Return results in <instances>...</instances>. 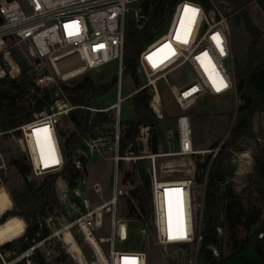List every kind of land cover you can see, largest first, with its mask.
<instances>
[{"label": "built area", "instance_id": "obj_1", "mask_svg": "<svg viewBox=\"0 0 264 264\" xmlns=\"http://www.w3.org/2000/svg\"><path fill=\"white\" fill-rule=\"evenodd\" d=\"M22 1L0 0V79H17L21 76L18 56L22 52L31 61L28 67L32 69L36 87L41 91H51L54 97V103L47 112L36 115L35 121L18 129L21 132L19 140L22 151L31 168L29 181L57 174L64 165L62 152L61 164L57 168L44 169L36 165L27 140V132L33 126L43 123H53L51 131L55 134L61 119L77 109L67 99L61 84L69 85L86 73L115 62L119 89L116 103L107 108L88 109L92 113V120L97 112L103 115L113 113V122L105 136L87 142L89 153L81 154L90 161L94 155L100 154L104 146L110 145L109 161L113 167V175L109 180L111 190L107 200H100L90 206L84 204L76 188L71 191L64 180L58 179L56 192L61 207L51 215L37 218L38 227L49 230V236L38 242L32 240L31 246L20 253L9 246L22 241L28 242L29 226L24 217L10 215L17 211L15 201L7 188L0 184V189L7 191L10 201L8 208L0 214V227L12 220H17L18 228L22 227L18 237L0 243V264H34L38 252L50 263L52 253L47 246L55 242L62 247L73 264H150L148 249H125L129 239V220H122L118 216L119 203L129 197L134 188L130 180L123 178L119 164L141 159L149 161L147 173L151 179V225L161 260L164 264H200L205 184L198 186L192 173L184 178L163 179L159 175L157 164L160 158H187L205 154L194 148L191 118L187 114L178 116L174 130L166 133L169 147L167 153L150 155L144 152L142 156L136 157L128 152L120 154V143L127 129L122 123L121 111L126 101L138 92L147 90L151 95L150 107L157 119L163 122L165 115L159 82L169 88L176 105L183 113L205 95L235 96L238 99L232 34L226 14L213 0H210L211 10H205L194 0H180L173 9L167 33L149 43L140 54L138 74H144L147 82L123 98L121 81L127 13L132 5L146 0H25L29 13L24 10ZM186 8L189 11L186 12ZM190 9L198 11L193 13ZM136 15L139 17V13ZM216 35L220 38L223 53L213 39ZM227 63L231 66L230 72L225 67ZM183 69L194 74L192 82L183 86L171 85L169 78ZM221 81L227 87H223ZM217 88L220 90L217 91ZM13 132H0V139ZM148 137V128L141 129L139 141L146 144ZM259 141L264 142V137ZM221 145L210 151L212 160ZM240 160L235 177L245 170L244 164H250L246 152L241 153ZM76 166L82 168L79 161ZM9 167L0 149V174L7 172ZM197 188L202 191L199 200L196 197ZM177 189L180 191H174ZM70 192L76 200L71 198ZM166 199L172 203L171 234L177 237L173 239H169ZM107 220L110 222V235L98 236L105 229ZM124 226L127 227L126 234ZM142 231L145 235V230ZM181 232L184 238H179ZM217 233L221 238L225 231L218 227ZM262 237L263 235H259L260 239ZM209 250L215 258L220 257L218 248L210 247Z\"/></svg>", "mask_w": 264, "mask_h": 264}, {"label": "trees", "instance_id": "obj_2", "mask_svg": "<svg viewBox=\"0 0 264 264\" xmlns=\"http://www.w3.org/2000/svg\"><path fill=\"white\" fill-rule=\"evenodd\" d=\"M179 1H143L138 4L139 17L127 21L123 75L129 76L137 89L141 87L138 75L140 54L167 27L173 9ZM194 1L201 4L205 10L212 9L210 0ZM251 1L253 0H225L220 4L232 28L234 76L239 106L236 121L216 157L212 160V156L208 155L203 162L198 159L195 163V182L198 186L205 184L200 264H225L247 250H252L260 263L264 264V142L259 141L264 137V31L253 23L249 11L245 8ZM254 4L264 15V0H254ZM19 65V78L0 79V132L14 131L8 136L18 138L21 137L18 130L20 127L35 121L36 115L47 112L54 103L51 91H41L36 87L31 67L24 62H19ZM117 82L118 77L113 75L107 82L96 83L88 72L79 81L69 85L61 84L69 102L77 107L61 119L71 125L67 130L59 132L64 159L61 172L46 176L37 185L29 181L31 168L29 163H24V158L9 160V166L24 180L23 191L12 193L17 211L10 215L24 217L29 226L28 242L22 241L9 248L19 253L24 252L31 246L32 240L38 242L49 236V230H41L38 227L37 218L41 215H51L61 207L56 192L58 179L64 180L72 191L77 182L87 174L89 160L81 153H89L87 142L105 136L108 131L105 127L111 122L109 115L101 113L96 114L92 120V113L88 109H102ZM129 101L132 103L135 118L123 122L127 129L120 143V154L125 155L128 152L140 157L144 152L150 155L167 153L169 147L166 129L150 107L151 95L147 90H142ZM258 117L262 119V131L259 134L255 130V120ZM143 128H148L149 133L146 144L139 141ZM246 140L254 144V164L252 172L247 175L245 188L241 193H237L234 190L237 170L234 158L236 153L244 151L240 144ZM220 143L221 141H216L210 149L215 150ZM145 160L134 162L129 171L123 170V162L119 164L123 178L130 180L134 185L130 196L125 198V219L135 220L144 228L152 221L151 179ZM77 161L81 163V169L77 168ZM9 203V198L0 201V214L8 208ZM14 221L16 220L7 225ZM7 225L1 226L0 230ZM218 227L227 233L226 246L230 253L224 256L221 252L220 257L215 258L209 248L221 249L225 239L218 236ZM259 235L263 237L260 239ZM57 249L61 254L56 261L62 263L65 261V255L60 251V247ZM34 264L49 263L41 252H38Z\"/></svg>", "mask_w": 264, "mask_h": 264}, {"label": "rangeland", "instance_id": "obj_3", "mask_svg": "<svg viewBox=\"0 0 264 264\" xmlns=\"http://www.w3.org/2000/svg\"><path fill=\"white\" fill-rule=\"evenodd\" d=\"M215 5L220 8V4L224 3L225 0H213ZM23 8L27 13H29L28 6L23 0L21 2ZM245 8L249 11L251 19L253 23L263 32L264 31V15L261 13L260 9L254 4V0L245 5ZM221 9V8H220ZM222 10V9H221ZM223 11V10H222ZM225 13V11H223ZM137 13H139L138 5H132L129 8L127 13V21L136 20ZM170 23V21H169ZM169 28V24L167 27L157 36L160 38L162 35L167 33ZM230 29L232 32V28L230 25ZM155 38V39H157ZM242 38H245L242 36ZM232 42L234 45V39L232 37ZM235 56V53H234ZM19 62H24L25 65H30V60L25 56L24 53H20L18 56ZM225 67L228 71H231L230 63H227ZM234 68V67H233ZM90 75L95 80L96 83H104L107 82L111 76H117V63H111L106 67L98 70H94L90 72ZM141 80V86L147 82V78L144 74H138ZM82 77L71 81H79ZM194 78V74L191 73L188 69H183L175 73L173 76L169 78V82L171 85L183 86L192 82ZM159 91L162 99L163 109L165 120L162 122V125L166 129V133H169L174 130L175 122L178 116L187 114L191 120L193 125V144L194 148L198 152H205L204 155H199L196 157H169V158H160L157 161L159 168V175L163 179H178L188 177L191 173L195 175L196 171V161L198 159H205L210 151L211 146L216 141H221L220 145L223 144L230 133V130L233 124L236 121V111L239 106V100L235 96H226V97H214L205 95L201 97L191 108H189L185 113L176 105L175 100L169 90V88L162 82H159ZM137 90V86L134 81L127 75L122 76L121 81V95L123 98L129 96L131 93ZM118 82L110 92L108 97V101L105 103L104 107H108L113 105L117 101L118 94ZM96 115V114H95ZM109 117H111V122H113V113H109ZM135 118V113L132 107L131 101H126L122 105V114L121 119L122 123L124 121H130ZM110 124L106 125V130H108L111 126ZM71 125L68 122L62 120L60 124L57 126V138L60 145V137L59 132L63 130H67ZM255 130L259 134L262 131V119L257 118L255 120ZM219 145V146H220ZM240 147L243 148L246 154L249 155L250 164L246 166L245 170L240 168L243 172H239L237 177H235L234 181V190L237 193H241L246 186L247 175L252 172L253 168V148L254 144L251 141H244L240 144ZM0 149L2 150L5 159L9 162L10 159L15 158H24V163L28 164L27 157L25 153L22 151V144L18 137L6 136L0 139ZM61 149V146H60ZM110 145H106L102 148L99 155H94L89 163L87 168V174L78 181L77 185L79 187V193L82 196V199H86L89 201L90 205L95 204L96 202L107 200L110 195L111 187L110 177L113 175V167L110 164ZM241 152V153H242ZM241 153H238L234 158V163L237 165V169H239V162ZM82 154V153H81ZM134 162L125 161L123 162V170L129 171L132 169ZM146 166L149 165V161L145 160ZM252 166V167H251ZM195 169V170H194ZM36 178L31 179V182L39 185L43 179ZM85 182V185L82 183ZM0 184H3L7 190L12 194L13 192H20L24 189V180L17 173L14 168L9 167L8 171L0 174ZM93 184H99L101 186V192L96 194L92 189ZM202 195L201 189H196V197L197 200L200 199ZM71 198L76 200V197L72 195L70 192ZM4 197L8 199V194L5 189H0V201H3ZM6 199V200H7ZM127 213L126 209V201L125 199L121 200L118 207V216L120 219L125 220V215ZM22 228V227H21ZM21 228H18L17 220L7 225L3 229L0 230V243H4L6 241H11L18 237L21 234ZM145 230V235L142 230ZM128 232L129 239L125 244L126 250H146L148 249L150 252V264H164L161 260L160 249L156 246L153 239V228L152 225H148L145 228L139 225L135 220H129L128 223ZM110 235V222L107 220L105 223V229L98 235L101 237H108ZM226 235L225 232L223 237L225 239L222 242L221 249L219 250V254L223 252L224 256H228L230 253V249L226 246ZM243 236V235H242ZM49 250H51L52 257L50 259L49 264H73L70 257L64 252L62 247L59 246L57 242L52 243L47 246ZM60 247V251H63L65 255V261L60 263L57 262L56 259L60 256L58 249ZM41 250H44L41 247ZM231 260L227 261L228 264ZM172 264V263H170Z\"/></svg>", "mask_w": 264, "mask_h": 264}, {"label": "bare ground", "instance_id": "obj_4", "mask_svg": "<svg viewBox=\"0 0 264 264\" xmlns=\"http://www.w3.org/2000/svg\"><path fill=\"white\" fill-rule=\"evenodd\" d=\"M97 112L96 114H98ZM54 128L53 123H43L37 126H33L28 132H27V140L29 148L34 156L36 165L43 167L44 169L48 168H57L61 164V149L59 145V140L57 138V132L51 131V129ZM37 129H47V132H37ZM40 141V145L43 147V158L41 157V147H38L37 141ZM54 153V157L56 160L59 161V163H53L52 160V154ZM47 164V166H46ZM82 179V178H81ZM78 183V182H77ZM82 185H85V182L82 183ZM76 190L80 198L82 199L81 194L79 193V187L76 185ZM92 189L96 194H99L101 192V186L99 184H93ZM84 204L86 206H90V203L86 199H82ZM171 207L172 203L166 199V209H167V218H169V215L171 217ZM128 227V224H127ZM126 226H124V232L126 234ZM129 234V232H128Z\"/></svg>", "mask_w": 264, "mask_h": 264}, {"label": "snow or ice", "instance_id": "obj_5", "mask_svg": "<svg viewBox=\"0 0 264 264\" xmlns=\"http://www.w3.org/2000/svg\"><path fill=\"white\" fill-rule=\"evenodd\" d=\"M190 10L193 13H196L198 11L197 9H190ZM185 11L187 12V11H189V9L186 8ZM213 39L216 41L217 46L220 47L221 41H220L219 36L218 35L213 36ZM220 51L223 53V48L222 47H220ZM204 55L207 56V53H205ZM221 84H222L223 87H227V85L226 84H223L222 81H221ZM219 90L220 89L217 88V91H219ZM36 131L37 132H41V131L47 132L48 130L47 129H37ZM37 144H38V147H41V157L43 158V147L40 145V141L39 140L37 141ZM52 160H53V163H59V161L55 159L54 153L52 154ZM46 166H47V164H46ZM174 191L179 192L180 190L177 189V190H174ZM166 195H167V192H166ZM3 199L6 200L7 198L4 197ZM173 238H177V237H173L172 234H171V218H170V215H169V239H173ZM179 238H184V234L182 232H181Z\"/></svg>", "mask_w": 264, "mask_h": 264}, {"label": "crops", "instance_id": "obj_6", "mask_svg": "<svg viewBox=\"0 0 264 264\" xmlns=\"http://www.w3.org/2000/svg\"><path fill=\"white\" fill-rule=\"evenodd\" d=\"M226 264V263H225ZM228 264H261L252 250H247L234 257Z\"/></svg>", "mask_w": 264, "mask_h": 264}]
</instances>
